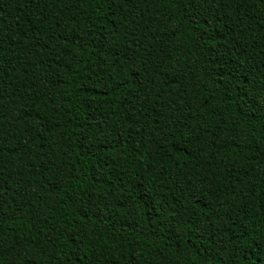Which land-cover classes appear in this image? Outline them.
Here are the masks:
<instances>
[{
    "label": "trees",
    "instance_id": "1",
    "mask_svg": "<svg viewBox=\"0 0 264 264\" xmlns=\"http://www.w3.org/2000/svg\"><path fill=\"white\" fill-rule=\"evenodd\" d=\"M0 264H264V0H0Z\"/></svg>",
    "mask_w": 264,
    "mask_h": 264
}]
</instances>
